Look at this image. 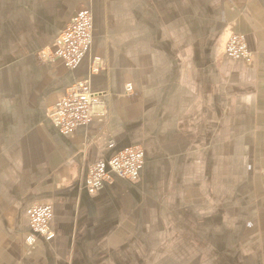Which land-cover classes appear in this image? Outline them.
Wrapping results in <instances>:
<instances>
[{
    "label": "crops",
    "instance_id": "1",
    "mask_svg": "<svg viewBox=\"0 0 264 264\" xmlns=\"http://www.w3.org/2000/svg\"><path fill=\"white\" fill-rule=\"evenodd\" d=\"M227 1V42L234 34L245 36L252 60L233 70L225 63V58L231 59L224 49V62L204 66L197 79L189 74L195 68L189 65V58L187 65L176 59L179 47L174 41L180 38L176 17L164 29L163 21L168 18L162 7L160 40L155 30L160 47L147 49L145 35L128 34L120 27L121 21L127 24L125 17L130 14L126 10L122 19L116 17V1L0 2L11 8L9 15L0 14V26L15 28L12 42H25L18 46L11 66L14 78L0 83L6 88L3 95L9 103L5 109L11 122V128L0 129V264H162L161 251L157 257V248L162 249V210L152 205L157 201L160 205L163 196L148 193L139 200L130 192L157 184L147 173L161 168L163 161V166L171 167L180 163V153H209L211 120L226 121L228 107L236 114L234 119L264 121V0ZM86 8L94 14L92 57L102 64L100 73L91 78L92 92L105 100L106 115L96 116L90 125L68 135L48 116L47 127H24L31 122L34 126L36 106L46 103L42 98L48 94L52 100L59 98L77 80L88 77L89 58L72 71L61 61H45L40 55L47 44L52 42L53 47L70 19ZM144 9L140 7L142 18L147 17V11L143 17ZM3 31L0 27V35ZM194 35L191 46L185 48L187 57L196 53ZM136 36L144 45H134ZM39 68L47 70L43 77L35 78ZM183 80L185 92L179 90ZM128 84H132L133 94L126 93ZM190 85L192 93L188 92ZM139 145L146 153L140 183L115 178L99 192H88L86 177L93 164ZM40 203L52 206L53 237L38 238L30 245L28 210ZM254 248L250 264H264V231Z\"/></svg>",
    "mask_w": 264,
    "mask_h": 264
},
{
    "label": "rangeland",
    "instance_id": "2",
    "mask_svg": "<svg viewBox=\"0 0 264 264\" xmlns=\"http://www.w3.org/2000/svg\"><path fill=\"white\" fill-rule=\"evenodd\" d=\"M2 1L15 0H0ZM114 1H116L115 6L119 7L116 9V17L122 19L123 11L129 10L130 12L127 11L129 16L125 15L127 24L124 25L121 21V26H119L128 34L136 33L141 38L145 35L147 49L160 47L161 42H155V30H158L159 40L161 32L158 21L159 8L162 7L163 15L168 18L163 21L164 29L169 28L170 18L176 17V29L178 37L180 36L178 42L174 41V44L179 47V56L176 59L181 64L187 65L189 58V65L195 66L193 72L189 74L192 73L195 79L203 75L204 66H212L218 60L220 62L224 60L222 52L225 49L227 54L226 49L229 43L227 38L230 34L226 25L225 12L228 1L111 0V2ZM141 6L145 8L143 17L146 11L147 17L142 18ZM10 12L11 8L7 9L0 3V14L2 13L3 17L9 15ZM132 21L135 23L129 26L128 24ZM0 27L4 30L0 35V54L5 55L0 57L1 83L14 78L10 72L11 66L16 61L15 54H17L18 46L21 47L25 42L17 40L12 42L11 33H16L14 27L11 28L6 24ZM192 32L195 33L196 53L194 57H187L185 48L187 45L191 46ZM19 33L17 32L15 37H18ZM128 34L127 42L130 44ZM243 37L246 41V37ZM140 43L144 45V42H140L137 36L134 37V45L138 46ZM51 44L52 42L41 50V57L44 51L51 48ZM246 45L248 46L247 41ZM226 56L231 60L225 58V63L233 70L235 69L233 66L247 64L252 60V57L250 61H246L232 59L228 54ZM88 58L96 60L102 69L100 59L96 56L92 57V52ZM149 59L148 57L147 62ZM46 70L47 68L35 69V78L43 77V72ZM206 71L209 72V70ZM184 75L186 76V73ZM199 84H202L200 80ZM128 86L132 84H128L126 88ZM228 87L231 89L230 85ZM185 88L186 80L179 82V90L185 92ZM3 89L6 88H1L0 85V113H3L0 117V129L11 128L10 117L6 114L9 102L3 95L6 92ZM193 89L194 87L190 85L188 92L192 93ZM133 93L134 88L131 94ZM57 99L52 100L49 94L46 99L42 98L41 100H45L46 103L36 106L34 126L31 122V126L24 127H47L48 111ZM227 116V120L220 124L211 120L209 153L206 151L204 154L180 153V163L171 167L170 164L163 166V161L159 164L161 168L154 167L147 173L148 178H152L153 181L157 180V184L137 188L130 192L139 200L144 199V194L148 193L163 196L160 205L159 201L157 205H152V208L162 210V249L157 248V257L160 251L162 253V264H250L252 249L255 250L254 245L258 240L261 241L264 231V121L234 119L236 114L229 107ZM194 132L196 133V130ZM189 133L191 136L194 135L191 131ZM195 142L196 146L200 144L197 138ZM139 146L144 150L142 145ZM190 146L193 145L190 144ZM182 155L184 157H181ZM142 178L141 173L135 182L140 183ZM127 192L129 193V189ZM159 235L160 233H157L158 238Z\"/></svg>",
    "mask_w": 264,
    "mask_h": 264
},
{
    "label": "built area",
    "instance_id": "3",
    "mask_svg": "<svg viewBox=\"0 0 264 264\" xmlns=\"http://www.w3.org/2000/svg\"><path fill=\"white\" fill-rule=\"evenodd\" d=\"M90 9L78 11L58 35L52 48L44 51L42 57L49 62L61 61L67 70H76L91 55L94 40V19ZM232 59L250 61L252 54L246 45L245 38L233 35L226 49ZM86 79L77 80L48 111V117L56 128L64 135L71 134L79 128L88 126L96 116H105L107 104L105 100L92 92L91 78L100 72V65L94 59ZM126 92H133L132 86ZM145 152L140 146L128 147L106 161L93 164L86 177V188L95 194L115 178L135 182L141 176L145 165ZM33 245L38 238L53 237L51 221L53 209L50 204L40 203L28 210Z\"/></svg>",
    "mask_w": 264,
    "mask_h": 264
}]
</instances>
